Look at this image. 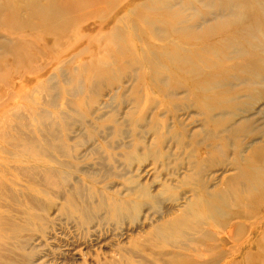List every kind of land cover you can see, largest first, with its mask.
Returning <instances> with one entry per match:
<instances>
[{
  "label": "rangeland",
  "instance_id": "374dc122",
  "mask_svg": "<svg viewBox=\"0 0 264 264\" xmlns=\"http://www.w3.org/2000/svg\"><path fill=\"white\" fill-rule=\"evenodd\" d=\"M12 1L19 3V0ZM86 1L82 2L86 4ZM120 1L102 0L98 6L75 14L78 17L72 14L75 26L67 28L69 40H58L49 51L37 39L26 38L25 46L19 47L18 54L0 62V76L14 86L9 88L8 85V90L20 92L23 98L9 103L8 109H16V106L30 108L35 117L28 115L26 119H30L27 127L32 132L42 131L43 125H36L37 122L43 124L42 116L47 114L48 117L49 112H54L49 106L48 100L52 97H47L48 94L54 93L53 99H56V90L61 92L59 101L63 106L56 112L60 115L58 120L67 124V130L59 136H66L69 148L79 161L78 167L70 173L68 186L82 180L80 190L83 194H78L76 201L86 209L84 215L87 218L83 226L86 229L78 225L79 214L73 216L72 224L59 216L60 200L40 195L41 201L52 205L48 212L52 223L40 228L39 222L31 216H41L42 213L37 212L29 201L31 198L25 195L34 194L35 180L33 183V178L17 176L12 169L18 165L48 169L53 166L43 164L42 159H27L21 151L9 148L10 158L2 154L0 163L9 167V172L5 171L9 173H5V178L10 181L6 180L7 184L14 185L13 189L20 193L23 206L15 208L16 214L10 216L16 233L0 232V264H98V261L99 264H264V194H241V187L232 181L238 173L233 167L236 154L242 152L243 157L248 156L254 147L264 144V86L246 88L244 80L250 76L228 68L244 60L233 54L226 55L223 60L211 56L215 62L224 63L226 72L216 76L215 67L213 71H204L206 78L212 74L219 84L210 86L213 90L203 99L190 95L191 86L188 84L176 89L173 82H169L167 73L159 75L165 80L161 91L156 75L151 72L153 69L148 71L146 68L152 75L140 78V69L133 66L134 60L140 59L141 55L145 59L161 43L139 40V31L146 28L137 21V8L121 9L112 16L111 11ZM105 8L110 10L108 14L113 19L109 34H116L117 38L108 36L100 41L91 38L87 41L85 35L97 36L107 32L106 29L97 33L103 21L97 23V18L90 17ZM94 21V25L86 29V23ZM254 37V44L264 47V33H257ZM218 43L215 40L212 45L216 52L221 48ZM120 47H127V51L122 53ZM201 47L203 45L198 48ZM66 49L70 52L64 60L70 62L52 66L39 78L42 73L35 71L40 61L44 65L46 61L55 60ZM134 49H137L136 53ZM177 55L188 57L187 51ZM258 58L264 60V55ZM131 62L132 66H129ZM146 62L148 65L154 60ZM196 64L203 68L204 62ZM82 65L84 68L80 69ZM259 72L262 73L257 82L261 77L264 81V69ZM176 79L185 80V77L180 74ZM203 82L201 80L200 84ZM145 84L152 86L146 94ZM28 89H35L32 92L37 95L35 98L32 95L34 100H24L25 94L30 93ZM40 98L43 102L38 100ZM210 104L214 106L213 110H208ZM20 111L27 114L23 108ZM38 133L39 145L43 147L44 141L48 140L42 139V133ZM216 146L222 153L214 152ZM3 147L6 149L7 146ZM198 154L201 157L196 159ZM14 155L19 157L14 158ZM202 159H205L204 170L198 185L195 166ZM38 182L41 184L42 181ZM237 188L240 193L230 201L225 192L229 194ZM211 201H221V204L211 210L206 205ZM108 204L121 206L122 211L113 214ZM3 216L6 215H0ZM160 231L165 233L163 240L159 239ZM229 232L231 238L226 236Z\"/></svg>",
  "mask_w": 264,
  "mask_h": 264
},
{
  "label": "bare ground",
  "instance_id": "6f19581e",
  "mask_svg": "<svg viewBox=\"0 0 264 264\" xmlns=\"http://www.w3.org/2000/svg\"><path fill=\"white\" fill-rule=\"evenodd\" d=\"M82 1L83 0H80L79 3H78V0H19V3L13 2L12 0H6L4 2L2 1V3L0 2V62L5 58L8 59V56L12 57L13 55L15 56L16 54H18L17 50L19 49V47H21V45L25 46L24 44L26 43L25 41L26 38L37 39L39 42H42L44 49L47 48L46 51H49L50 49H52L56 45V42L58 40H69L67 28L75 26L74 20L72 19L71 15L72 14L75 15L77 13L80 14L82 10L86 8L89 9V8L96 7L100 4L99 2L102 0H87L86 4L83 3ZM121 2L123 4H121ZM136 2H137L136 0H121L119 5L114 6L113 10L111 11L112 12L111 14L113 16L116 14V12H120L121 9L137 8L138 13H139L137 16V21L141 22L140 24L142 28H146V30L143 32L139 31L138 33L139 40L140 41L147 40L149 42L154 41V42L161 43L160 45L154 48L153 52L145 56L146 60H149V61L154 60V62H151L150 64L147 65V62L142 55L140 59L133 61V66L136 65V67L140 69V72H141L140 78L146 77V75H152L151 74L152 72L156 75L155 79L157 83H159L160 87H162L163 85H165L164 84L165 80L163 81L161 78H159V75L161 73H167L169 82H173L176 89H180L182 86H187L188 84L189 86H191L188 90V93L190 95H194L195 97L197 96L198 98L203 99L204 97H206V94L210 90H213L211 89L212 85L219 84L218 80H216V78L212 74H211L212 76L207 75V78H210V81H208L204 74V71L205 70L213 71L215 67L217 70L216 76H221L223 73L226 72L224 63L221 64L220 62H215L211 56H215L223 60L227 58L226 55L231 56L233 54H236L244 58V60L237 61L234 64L232 63L233 65H229L228 68H231L233 70H239L241 74L250 76L247 78V80H244V84L247 83L246 88L252 85L264 86V81L262 79L263 77L260 78L261 81L257 82L259 75L262 73L259 71L261 69H264V60L258 58L259 56L264 55V47L260 45L257 46L254 44L255 34L264 33V0H142L139 3H136ZM197 4H199L200 7ZM109 11L110 10L105 8L104 10L96 11L90 15V17L93 19L97 18L96 19L97 23L98 21H103L101 22V25H99V29L97 30V33H100L102 30H106V29H107V32L105 34H101V33L97 34V36L96 35L95 36L85 35L87 37V41H88V38L89 39L91 38L93 40L96 39L97 41L98 40L100 41L101 38L103 39L108 36H111L112 38H117L116 34H113V35L109 34V30H110L109 27L111 25V22L113 21L111 14L110 15L108 14L110 13ZM75 17H78V16L75 15ZM89 23L90 24L86 23L85 25L86 29H88L87 27L89 25H94L95 21L89 22ZM161 25L163 26V28H159L161 27ZM75 29L77 28L75 27ZM97 37H100V38L97 39ZM136 40H138V38ZM215 40H218L219 42L218 44L221 47L218 52L212 49L213 48L212 45L214 44ZM129 41H131V39H129ZM94 42L97 43L96 41ZM199 45H203V47L198 48ZM73 46H75V44ZM59 49L60 48H58V50ZM119 49H123L121 50L122 53H125L127 51V47L126 48L120 47ZM182 51H187L188 53L187 58L186 56L177 55V53H180ZM1 52H4V53L1 54ZM69 52H70V49L68 50L66 49L65 51L60 52V53L58 52L59 55L55 60L52 59V61H46L44 65H42V61H40L41 64L37 66V71H35V72H38V74L42 73L39 78H42V75L45 74L44 72H48V69H50L52 66H55V65L60 66L61 64L65 65L68 62H70L69 60L67 61L64 60V58L67 57ZM133 52L136 53L137 49H134ZM23 56L26 57L25 55ZM198 61L204 62V65H203L204 69L197 66L196 62ZM226 61L228 60H225L224 62ZM129 66H132V62H131V65ZM79 68L82 69L84 68V66L82 65ZM146 68L148 69V71L152 69L153 70L151 72H147ZM180 74L184 75L185 80L176 79V76ZM228 79H226V81ZM201 80H204L202 84H200ZM8 85L10 86L9 88H14V86L11 85L9 82H7L5 78H2V76H0V155L2 156V154H5L6 158L7 156L8 158H10L9 156L11 155V153L9 152L10 151L9 148L17 149L21 151L23 155H26L25 157L27 159H34V160L37 159V161L42 159L43 164L45 165L51 164L53 166L52 169L50 168L48 169L44 165H43L44 167H40V168L35 167V166L34 167H28V166L24 167L20 165L24 167V168H21L17 164L19 167L17 166L12 169L13 174H14V171H16V175L18 174L19 176H24V177H27L28 179L33 178L32 182L35 180L36 188L35 187H34L35 189L33 188L34 194L26 193L25 195L26 197L31 198L29 199V201L31 202L32 206H34L37 212H41L42 215L40 216L39 214H36L34 217L33 216L31 217L35 219L34 220L35 222H39L38 225L40 226V228L42 227L46 228V226L49 223H52V221H50L48 217V212L52 208V205L49 202L47 203V201H43V200L41 201L39 196L43 195L45 198H48L49 196H53L58 201L59 200L61 201V204L58 206V209H57L59 216L65 217L68 220V222L69 221L72 222L74 220L73 216L75 214H79L80 220L77 218L79 220L77 222H78V225H81V227H83L87 223L86 214L84 215L85 208L84 206L82 207L79 204V202L76 201L78 200L77 199L78 194L80 193L83 194V192L80 190V183H82V180H80L81 181L80 183L76 181L74 185L72 184L71 186H68V184H70V178H71L70 173L72 171L74 172L76 167H78L79 161L74 155V153H72L71 149L69 148L67 140L65 139L66 136L63 134L62 136H59V134L62 131L67 130V127H66L67 124H62L58 120V118H60V115L57 114L56 112L58 109H60L63 106V104L60 103L59 101L61 98V92L56 90L57 96H58L56 97V99L55 98L53 99L54 93L48 94L47 97L49 98L52 97V99H49L48 102H49V106L51 110H54V112L53 113L49 112L48 117H47V114L42 116L43 124H41V122H37L36 124V125H43L42 131L41 130L38 131L39 130L38 129L36 130V132L42 133L41 135L42 139L48 140V141L43 140L44 141L43 147L42 146L40 147L39 142H38L39 138L37 136V133L35 131L34 132L30 131L27 127V123L29 124V120H30V119L29 120L26 119L28 118V115L35 117L34 114L30 113L29 111L30 108L16 106V109H14L13 107L8 109L9 103H11L12 101H19L23 99V98L21 99L20 97L21 96L20 92L9 91ZM37 85L38 84H36V86ZM144 86H145L144 93L146 94L148 91H150V88H152V86L148 84H145ZM160 87H158L160 90L163 89V87L162 88ZM224 87L227 88L228 86L227 87L224 86ZM5 92H7L6 98H5ZM32 92H35V89L33 91L31 90L30 93L25 94L24 96L25 101L34 100V98L37 95ZM32 95L34 96V98ZM166 98L167 97H165L164 99ZM44 99H46V97H44ZM38 100H41V98ZM184 100L186 101V98ZM210 100L213 102V99H210ZM228 101L226 100V103H229ZM42 104L40 106H42ZM213 107L214 106L210 104V107L208 108V110L209 109L213 110ZM21 108H23L24 112L25 111L27 112L26 115L21 114V111H20ZM38 117H39V114H38ZM33 120H31V122ZM218 121L220 122L219 119ZM2 145L5 147L7 146L6 147L7 150ZM48 149L50 150L48 151ZM253 149L254 150L248 156L243 157L241 154L242 152H239L234 157L233 167L235 171H237L238 173L232 178V181L237 183V186L241 187L240 190L241 189L243 190V191H240L242 192L241 194L245 192H252V193L255 192V193L264 194V144L262 146L254 147ZM220 150L221 148L216 146L214 152L222 153V151ZM18 155L20 156V154ZM18 155H14V158H18L19 157ZM199 156L201 157V154H198L196 156V159L199 158ZM7 160L10 161L9 159ZM13 161H15V159H13ZM204 161L205 159H202L201 161L197 162V166H195L196 169L198 170V173H197L198 185L200 184L201 176L203 173L202 171L204 170V168H202ZM0 164H1L0 165V215L2 214L6 215L3 217H0V232H6V233L13 234V233H16V228H14V226L12 225V220H10V216L15 212V208L21 207L23 205H21L20 203L21 202L19 199L20 193H18V191H15L13 189L14 187L13 184H11L13 185V187L8 186L10 181L9 179L5 178V175H6L5 173L9 174L8 173L9 167H7V164L3 162ZM5 171H8V172H5ZM38 179L42 181L41 184L38 182L39 181ZM6 180L9 181L8 184ZM22 184H24V181ZM37 187L42 188L41 191L39 190L40 192L38 191ZM238 190H239L238 188L236 190H231L229 194L227 191V193L225 192V194L229 195V199H230V198L237 196L240 193ZM25 192L26 191H24V193ZM21 193L23 192L21 191ZM25 195L23 194V196ZM221 201H219L220 204H221ZM217 202L218 201H211V203H207L206 204L208 205L207 208H210L211 210L215 209L217 207L216 204H219ZM52 203H55V201ZM11 206L13 207L11 208ZM108 207L112 208V210L114 211L113 214L116 213V211L121 210L120 208L121 206L118 207V206H112L108 204ZM179 224L177 226H179L180 228L181 224L180 225ZM197 226H200V225H197ZM53 233L55 235V232ZM229 233H227L226 236L231 235V232ZM63 234L61 233L60 235H63ZM158 235H159V239L163 240L165 233H162V231H160V234ZM229 237L231 238V236ZM175 244L176 243H173V245ZM173 247L175 248V246ZM174 248L172 249L175 250ZM18 253H19V250H18ZM43 258H45V256ZM9 261H10V258H9ZM98 264H99V261H98Z\"/></svg>",
  "mask_w": 264,
  "mask_h": 264
}]
</instances>
